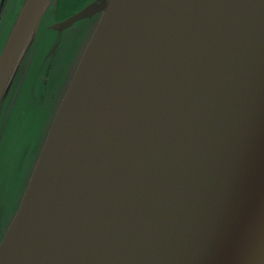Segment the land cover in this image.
I'll use <instances>...</instances> for the list:
<instances>
[{
  "label": "water",
  "instance_id": "1",
  "mask_svg": "<svg viewBox=\"0 0 264 264\" xmlns=\"http://www.w3.org/2000/svg\"><path fill=\"white\" fill-rule=\"evenodd\" d=\"M48 2L15 20L0 102ZM101 9L0 264H264V0H106L53 27Z\"/></svg>",
  "mask_w": 264,
  "mask_h": 264
},
{
  "label": "rangeland",
  "instance_id": "2",
  "mask_svg": "<svg viewBox=\"0 0 264 264\" xmlns=\"http://www.w3.org/2000/svg\"><path fill=\"white\" fill-rule=\"evenodd\" d=\"M24 1L25 0H22L19 8L16 6L11 8L12 5H9L8 9L4 10L3 34H9ZM72 6H74V4L69 3L68 7L65 6L63 11H60L57 14L55 13L52 20L60 19L69 14L71 11L70 9L73 8ZM79 23L80 22H77L74 25L76 29L82 25ZM38 32V35H42V50H47L53 43H55L54 38L57 36V33L52 29L45 30L41 23ZM86 35L87 32L83 31L77 38H75V41L67 36V39H65L64 43L60 46L62 50L68 51V49H70V53L72 52L69 58L66 59L67 66L68 64L73 63L77 55H79V51ZM61 61L62 60H59L55 65ZM35 66L36 68L31 72L24 85L25 89L22 96L19 98L17 106H15L6 119L7 131L2 144V157L0 159V204H6V215L8 216L11 210L15 208L17 201L24 190L27 172L32 161V154H30V152L33 150V147H36L43 133L44 120L41 119L40 122L38 120L34 92L39 87V82L43 77L45 67L38 70L42 66V63L40 62H36ZM66 69L65 72L60 74L61 82L67 78ZM43 118L45 119V115ZM29 149L30 151H28Z\"/></svg>",
  "mask_w": 264,
  "mask_h": 264
},
{
  "label": "trees",
  "instance_id": "3",
  "mask_svg": "<svg viewBox=\"0 0 264 264\" xmlns=\"http://www.w3.org/2000/svg\"><path fill=\"white\" fill-rule=\"evenodd\" d=\"M79 1H83V0H59L57 4H54L53 1L50 0L43 14V18L39 23L40 25H38L33 35L31 36L23 52V55L21 56L20 59L21 63L16 67V70L8 84V90H6V92L4 93V96L0 103V159H1L2 157L1 148L7 131L6 119L8 118L9 114H11L15 106H17L19 98L22 96V93L25 89L24 85L27 82V79L30 76L31 72L36 68L35 66L36 62L42 63V66L38 70H41V68L45 67L44 68L45 72H43V77L40 79L39 87L34 92L35 94L34 96H35V105L37 107L36 114L38 120L39 122L41 121V119L44 120L43 133L36 147L35 148L33 147V150L30 152V154H32L31 155L32 161L29 170L27 172L24 190L22 191L21 196L17 201L15 208L11 210L9 216L6 215V204L4 205L0 204V239L4 236L9 224L11 223L13 217L15 216L19 208L20 202L27 188V185L29 183L36 162L40 156L51 123L55 117V114L59 108L63 96L67 91L72 75L78 63L77 61V63H75V65L72 67L69 73V78L61 82L60 74L61 72H63V70L60 67V65H55V63L61 57L66 56L68 54V51H64L59 46L57 47L53 44H52L53 47L51 46L52 48L49 47L47 50H42V46H41L42 35L41 34L38 35L39 33L38 29L41 26V23L42 25L45 23V26L47 27L49 21L54 16V14L63 11L64 7L65 6L68 7L69 3L74 4V6H72L73 8L70 9L71 10L70 13L80 8L82 5H80L81 3L79 5L77 4ZM103 1L105 2L106 0H100L99 1L100 3L94 2L93 5L94 6L103 5L104 4ZM101 11H99L98 14L93 16L94 18L91 23V27L89 31L90 33L88 35V38L92 33L93 29L95 28L100 18V14H102ZM4 43L5 42H3V44ZM58 43L61 44L60 41ZM44 115H45V119L43 118ZM28 151H30V149Z\"/></svg>",
  "mask_w": 264,
  "mask_h": 264
},
{
  "label": "flooded vegetation",
  "instance_id": "4",
  "mask_svg": "<svg viewBox=\"0 0 264 264\" xmlns=\"http://www.w3.org/2000/svg\"><path fill=\"white\" fill-rule=\"evenodd\" d=\"M53 1V0H52ZM58 1L59 0H57V2L56 3H54V4H57L58 3ZM84 1H85V3H84ZM100 0H83V1H79L78 2V5L80 4V5H82L80 8H78L77 10H75L74 12H72V13H70V14H68V15H66L65 17H63V18H60V19H56V20H52V18H51V20L49 21V23H48V26L46 27L45 26V23L43 24V28L46 30V29H52L53 31H55L56 33H57V36L54 38V42L55 43H53V45H55V46H57L58 47V45H59V47L64 43V40L65 39H67V36L70 38H72V40H74L75 41V38H77L83 31H86L87 32V35H86V38L84 39V41H83V45H82V47H81V49H80V51H79V55H77V57H76V59H75V61L73 62V63H71V64H68V66H67V63H66V59H68L69 58V56L71 55V53H70V49H68V54L66 55V56H64V57H61L59 60H62L60 63H58V64H56V65H60V67L62 68V70H63V72H65V69H66V66H67V69H66V71H67V78H69V73H70V71H71V69H72V67L75 65V63H77V61H78V63H79V61H80V59H81V56H82V54H83V52H84V50H85V48H86V46H87V44H88V42H89V40H90V37H91V35H92V33H93V31H94V29L96 28V26H97V24H98V22H99V20H100V18H99V20H98V22H97V24H96V26H95V28L93 29V31H92V33L90 34V36H89V38H88V35H89V31H90V27H91V23H92V21H93V16H95L96 14H98V12L99 11H101V10H99V11H97V12H95V13H93V14H91V15H89V16H87V17H85V18H82V19H80V20H77V21H75L71 26H69V27H67V28H64V29H62V30H59V29H55L54 27H53V24L54 23H56V22H58V21H62V20H64V19H66V18H68L69 16H71V15H73L74 13H76V12H78V11H80L81 9H83L84 7H86V6H88V5H93V3L94 2H96V3H100L99 2ZM21 2H22V0H0V53H1V51H2V49H3V46H4V44H3V42H5L6 40H7V37H8V35L9 34H3V32H2V29H3V20H4V10H7L8 9V7H9V5H12L11 6V8L12 7H17V8H19L20 6H21ZM50 2V1H49ZM104 2V1H103ZM103 2H101V3H103ZM84 3V4H83ZM94 6V5H93ZM96 6H102V5H96ZM102 12V11H101ZM100 17H101V14H100ZM43 18V15H42V17H41V19ZM41 21V20H40ZM77 22H80L79 24H82L78 29H76L75 27H74V25L77 23ZM88 39V40H87ZM61 42V44L60 43H58V42ZM58 44V45H57ZM53 47V46H52ZM51 47V48H52ZM73 49V48H72ZM68 56V57H67ZM67 57V58H66ZM65 59V60H64ZM58 60V61H59ZM57 61V62H58ZM20 63H21V60H20ZM19 63V64H20ZM78 63H77V66H78ZM77 66H76V68H77ZM76 68H75V70H76ZM63 72H61V73H63ZM75 72V71H74ZM73 75H74V73H73ZM73 75H72V77H73ZM66 78V79H67ZM66 79H64V80H66ZM71 80H72V78H71ZM71 82V81H70ZM69 87V86H68ZM68 89V88H67ZM66 93V92H65ZM65 95V94H64ZM64 97V96H63ZM2 240V238L0 239V241Z\"/></svg>",
  "mask_w": 264,
  "mask_h": 264
},
{
  "label": "bare ground",
  "instance_id": "5",
  "mask_svg": "<svg viewBox=\"0 0 264 264\" xmlns=\"http://www.w3.org/2000/svg\"><path fill=\"white\" fill-rule=\"evenodd\" d=\"M21 8L19 9V12H20Z\"/></svg>",
  "mask_w": 264,
  "mask_h": 264
}]
</instances>
